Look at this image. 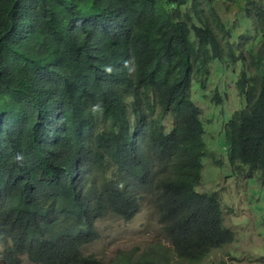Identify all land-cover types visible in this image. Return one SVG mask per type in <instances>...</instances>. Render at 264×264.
<instances>
[{"label": "trees", "instance_id": "trees-1", "mask_svg": "<svg viewBox=\"0 0 264 264\" xmlns=\"http://www.w3.org/2000/svg\"><path fill=\"white\" fill-rule=\"evenodd\" d=\"M260 1L246 0L244 6L255 8L264 25ZM72 5L73 0H0L2 259L8 264H18L20 255L39 264L199 263L234 237L223 224L218 198L195 190L208 148L192 90L203 92L211 81L210 63L225 59L218 34L228 35L226 25L213 0ZM67 6L69 23L78 20L67 35L70 46L62 47V40L47 43L46 35L65 34L67 22L57 10ZM34 15L44 17L36 30ZM94 32L97 55L90 64L93 57L79 54ZM242 47L248 63L236 58L231 45L226 54L230 65L242 67L235 81L244 106L230 113L222 132L228 161L264 177V42ZM198 74L203 77L195 83ZM43 88L52 95H44ZM223 93L214 87L216 105ZM167 116L173 119L169 130L163 124ZM48 135L55 141L44 145ZM145 197L170 249L150 246L110 263L83 253L99 237L95 222L108 215L129 220Z\"/></svg>", "mask_w": 264, "mask_h": 264}, {"label": "rangeland", "instance_id": "rangeland-1", "mask_svg": "<svg viewBox=\"0 0 264 264\" xmlns=\"http://www.w3.org/2000/svg\"><path fill=\"white\" fill-rule=\"evenodd\" d=\"M216 15L226 25L228 35L218 34L222 47V61L210 63V78L205 90L193 88V98L199 105L205 120L204 139L207 153L203 158L202 175L195 187L198 192L214 194L221 204L223 224L234 234L233 240L222 247L212 249L199 263L195 264H264V177L257 170H249L243 164H231L227 159L226 142L222 132L224 122L230 113L244 106L238 95L236 76L241 70L238 62L230 65L226 51L231 45L234 54L248 63L250 56L243 45L258 46L264 42V25L242 9L246 0H213ZM264 5V0L260 1ZM241 4L240 11L236 4ZM231 29V31H230ZM228 41V44H226ZM242 42V43H241ZM254 71L252 67H246ZM202 74L194 79L197 83ZM203 77V76H202ZM216 87L222 103L212 100ZM170 116L163 119L165 130L172 126ZM99 237L82 249L85 255H93L110 263L120 254H138L150 246L170 249L158 220L156 210L146 197L141 201L140 210L129 220L108 215L94 223ZM0 264L5 263L1 256ZM18 264H39L28 256L20 255Z\"/></svg>", "mask_w": 264, "mask_h": 264}, {"label": "clouds", "instance_id": "clouds-1", "mask_svg": "<svg viewBox=\"0 0 264 264\" xmlns=\"http://www.w3.org/2000/svg\"><path fill=\"white\" fill-rule=\"evenodd\" d=\"M47 1H49V2H51V3H53V4H55V0H47ZM66 2H70V0H65ZM91 1V0H90ZM137 1V3H139L140 2V4L141 3H146V1L147 0H136ZM77 5H79V0H73V5H72V7H75V6H77ZM32 6H33V9H32V7L30 8V16L32 15V11H33V13L35 12V6H36V3H34V4H32ZM80 8L82 9V10H85L86 8H85V6H84V4H82V5H80ZM248 8H250V5L249 6H244V4H243V10L244 9H248ZM69 10V6H67L66 8H64V9H62V10H60V9H58L57 11H58V14L59 15H64L65 16V20H66V22H67V26H66V30H65V34L62 36V37H57V36H51V35H46V41L48 40V42L47 43H49L50 44V40L51 39H54V40H62L61 41V46L62 47H65V48H67V47H69L68 45H67V40H68V38H67V35L70 33V31H71V33L75 30V27H76V24H77V21L75 22V23H73L72 25L69 23V21H68V19H67V17H66V15H67V11ZM90 10H93V8H92V6L89 4V11ZM248 11V12H247ZM245 13L246 14H250V15H252V17L255 19L256 18V15H255V13H256V9L255 8H253V7H251L249 10H246L245 11ZM91 18V17H90ZM104 19V17L102 16V18H101V20H103ZM112 26H113V24H114V15L112 16ZM43 22H44V17L41 15V16H39V15H34L33 16V24H34V29L36 30L37 28H39L42 24H43ZM115 25H116V27H119V29H122V12L120 13V14H118L117 15V18H116V23H115ZM106 27H110V26H106ZM230 31H231V29H230ZM96 33L97 32H94V35H92V34H89V47H85V50L81 53V54H79V56L80 57H82V58H84L85 57V55H86V53H88L89 54V56L90 57H93V58H91L90 59V64L94 61V59L96 58V55H97V51H96V49H95V44H96V39H98L97 37H96ZM22 39V38H21ZM218 39V38H217ZM218 41L219 42H221L220 41V39H218ZM72 43H74L73 42V40L71 39V44ZM227 44V43H226ZM219 46H220V49L222 50V47H221V44H219ZM210 47L211 46H208V48H209V50H211L210 49ZM223 51V50H222ZM210 54H213V53H210ZM214 61H217V59L216 60H214ZM218 61H220V60H218ZM48 89V88H47ZM47 89H41V91L43 92V94L44 95H52V93H51V91H49V92H46L47 91ZM40 92V91H39ZM4 110V108L2 109V111ZM53 141H55L54 140V138H53V136H51V135H48L47 136V138H45L44 139V145H46L47 143H52Z\"/></svg>", "mask_w": 264, "mask_h": 264}]
</instances>
